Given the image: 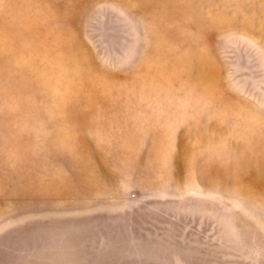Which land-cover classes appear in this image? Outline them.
<instances>
[{
  "label": "rangeland",
  "instance_id": "rangeland-1",
  "mask_svg": "<svg viewBox=\"0 0 264 264\" xmlns=\"http://www.w3.org/2000/svg\"><path fill=\"white\" fill-rule=\"evenodd\" d=\"M0 264H264V0H0Z\"/></svg>",
  "mask_w": 264,
  "mask_h": 264
}]
</instances>
